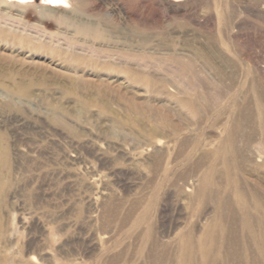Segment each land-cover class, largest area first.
I'll return each instance as SVG.
<instances>
[{
  "label": "rangeland",
  "instance_id": "rangeland-1",
  "mask_svg": "<svg viewBox=\"0 0 264 264\" xmlns=\"http://www.w3.org/2000/svg\"><path fill=\"white\" fill-rule=\"evenodd\" d=\"M80 1H0V264H264V0Z\"/></svg>",
  "mask_w": 264,
  "mask_h": 264
},
{
  "label": "bare ground",
  "instance_id": "bare-ground-1",
  "mask_svg": "<svg viewBox=\"0 0 264 264\" xmlns=\"http://www.w3.org/2000/svg\"><path fill=\"white\" fill-rule=\"evenodd\" d=\"M2 1V0H0ZM52 3H57V2H63L65 0H48ZM80 0H78L79 2ZM105 2L106 4H111V6H114V10L113 12L117 13L118 15H122V18L124 20H129L132 21L133 17L132 15L123 7L122 5V0H93L92 4L93 7L95 9H99L101 10L103 8V3L101 2ZM170 2L176 3L179 2L181 0H169ZM17 2V1H16ZM19 2V1H18ZM82 2V1H80ZM79 2V3H80ZM104 3V4H105ZM81 4V3H80ZM88 10V9H87ZM94 10V9H93ZM116 15V14H115ZM137 22V21H136ZM79 32L87 34V33H93V34H98L99 31L96 30V28L92 27V28H88L86 26H79L77 29ZM234 131V130H233ZM231 131L228 137L229 141L233 140L234 137V132ZM261 145L263 147L264 150V140L261 142ZM208 182V174H206L202 179H201V184H200V188L197 191V195L198 196H205L206 195V185ZM236 196L239 198V208H240V212L241 214H239V216L237 217V223L239 224V226L241 227L242 230L246 231L249 235H251V237L254 236V234H252L254 232V228L253 225L251 223V220L249 219V208L244 204L243 199H242V193L240 192H235ZM225 203L222 202V200L218 201V206L219 207H224ZM252 207L256 210V211H260V209L263 207L264 208V204H260L257 200H254ZM231 215V217L235 219V216H233V213H229ZM229 215L227 217V222H231L232 218ZM259 223L264 222V217L261 216L258 220ZM216 226V224H215ZM217 229L218 230H222L223 227L221 224L217 225ZM213 231L209 230V231H205L203 234H201L200 236H198L196 239L194 238V236L189 232L186 231L185 233L181 234L180 236L177 237V241H178V252H177V256L175 258L176 260V264H193L194 262V257H195V249H194V243L197 244L198 246V251L202 254L203 259L205 260V256L208 252V241L210 242L211 240H213ZM248 236V235H247ZM229 237H233V233H231V235ZM234 238H236L235 234H234ZM250 244V242H249ZM252 245V244H251ZM258 250H259V255L262 256V258L264 259V248L260 245H258ZM226 254V260L228 259H234L236 257L235 253L228 250L225 252ZM218 259L221 258V254L217 256ZM247 258V262H249L248 264H251L249 258L248 257H241L242 260ZM217 260H215L212 263H207L206 261H203L202 264H218ZM225 264V263H224ZM226 264H229L228 262Z\"/></svg>",
  "mask_w": 264,
  "mask_h": 264
}]
</instances>
